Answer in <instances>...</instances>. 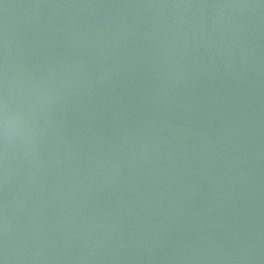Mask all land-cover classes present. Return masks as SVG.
<instances>
[{"label":"water","instance_id":"obj_1","mask_svg":"<svg viewBox=\"0 0 264 264\" xmlns=\"http://www.w3.org/2000/svg\"><path fill=\"white\" fill-rule=\"evenodd\" d=\"M0 264H264V0H0Z\"/></svg>","mask_w":264,"mask_h":264}]
</instances>
